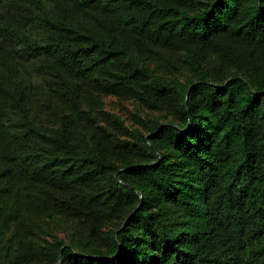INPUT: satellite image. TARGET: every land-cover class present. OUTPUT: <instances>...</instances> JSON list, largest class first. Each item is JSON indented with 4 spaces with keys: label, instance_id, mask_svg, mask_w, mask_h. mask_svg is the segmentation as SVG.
I'll list each match as a JSON object with an SVG mask.
<instances>
[{
    "label": "trees",
    "instance_id": "16d2710c",
    "mask_svg": "<svg viewBox=\"0 0 264 264\" xmlns=\"http://www.w3.org/2000/svg\"><path fill=\"white\" fill-rule=\"evenodd\" d=\"M0 264H264V0H0Z\"/></svg>",
    "mask_w": 264,
    "mask_h": 264
},
{
    "label": "rangeland",
    "instance_id": "374dc122",
    "mask_svg": "<svg viewBox=\"0 0 264 264\" xmlns=\"http://www.w3.org/2000/svg\"><path fill=\"white\" fill-rule=\"evenodd\" d=\"M114 103V101H112V104Z\"/></svg>",
    "mask_w": 264,
    "mask_h": 264
}]
</instances>
